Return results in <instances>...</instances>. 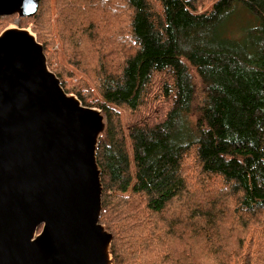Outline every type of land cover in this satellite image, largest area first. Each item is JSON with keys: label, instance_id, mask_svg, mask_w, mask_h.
Wrapping results in <instances>:
<instances>
[{"label": "trees", "instance_id": "obj_1", "mask_svg": "<svg viewBox=\"0 0 264 264\" xmlns=\"http://www.w3.org/2000/svg\"><path fill=\"white\" fill-rule=\"evenodd\" d=\"M21 20L106 117L114 264H264V0H39Z\"/></svg>", "mask_w": 264, "mask_h": 264}, {"label": "water", "instance_id": "obj_2", "mask_svg": "<svg viewBox=\"0 0 264 264\" xmlns=\"http://www.w3.org/2000/svg\"><path fill=\"white\" fill-rule=\"evenodd\" d=\"M38 4L0 0V16L32 17ZM106 127L101 109L63 89L33 35L0 33V264H114L99 222ZM92 240L108 243L106 257Z\"/></svg>", "mask_w": 264, "mask_h": 264}, {"label": "rangeland", "instance_id": "obj_3", "mask_svg": "<svg viewBox=\"0 0 264 264\" xmlns=\"http://www.w3.org/2000/svg\"><path fill=\"white\" fill-rule=\"evenodd\" d=\"M202 9V7H199V11ZM17 27V28H22V29H26V30H29V32L36 38V40H37V37H36V34L34 33V31L32 30V26L30 25V23L29 24H27V26H24V22L21 20V18H18V16L17 15H10V17H1L0 18V33L4 30V29H6V28H8V27ZM245 25H242V27H244ZM37 42L39 43V44H41L38 40H37ZM58 47V44H56L54 47H53V45H50V46H48V51L49 50H53V48H57ZM44 53V55H45V57H46V63H47V66L49 65L48 64V57H47V54H46V52H43ZM62 63H64V62H62ZM57 65V66H56ZM59 63H56L55 65H53V66H56L57 68L59 67ZM50 66V65H49ZM48 66V68L51 70V68ZM51 72L53 73V70H51ZM65 81L66 82H68L69 84H71V83H75V78H67V79H65ZM160 82V78L159 77H157V78H155V81H154V83H153V92H152V94H151V96L148 98V99H151V98H153L154 96H155V93H157L158 91H159V86H158V83ZM61 83V82H60ZM62 86V85H61ZM68 93V92H67ZM68 95H71V96H74V97H76L78 100H80L74 93H68ZM89 101H92L93 99L91 98V97H86ZM150 101V100H149ZM148 101V102H149ZM155 104H156V102H155ZM89 107H93V108H97V107H94V106H89ZM97 110H99V108H97ZM120 110V112H121V109H119ZM191 165V167H190V170H191V172H192V177H193V181L195 182L196 180H197V172H196V174H193V170H192V165L193 164H190ZM40 229H41V227H39L38 228V231H37V233H39V231H40ZM109 258H112L111 257V255L109 254ZM113 260V259H112Z\"/></svg>", "mask_w": 264, "mask_h": 264}, {"label": "bare ground", "instance_id": "obj_4", "mask_svg": "<svg viewBox=\"0 0 264 264\" xmlns=\"http://www.w3.org/2000/svg\"><path fill=\"white\" fill-rule=\"evenodd\" d=\"M10 28H15V27H10ZM25 33L28 36H32V34L29 32V30L24 29ZM95 214H91L90 217H94ZM108 243L104 242V243H99L95 240H92L90 242V247L92 248V250L94 251L95 255H102L103 257H106L107 255L105 254V251L107 249Z\"/></svg>", "mask_w": 264, "mask_h": 264}]
</instances>
